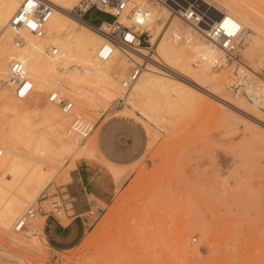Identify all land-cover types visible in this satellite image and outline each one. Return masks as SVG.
I'll list each match as a JSON object with an SVG mask.
<instances>
[{
    "label": "rangeland",
    "instance_id": "374dc122",
    "mask_svg": "<svg viewBox=\"0 0 264 264\" xmlns=\"http://www.w3.org/2000/svg\"><path fill=\"white\" fill-rule=\"evenodd\" d=\"M144 1L151 8L162 9L153 0ZM206 1L212 8L226 10L222 1L227 0ZM247 3L264 27V0ZM85 18L93 24L111 20L95 10H90ZM174 19L183 29H190ZM243 26L251 30L250 25ZM240 59L252 89H264V31L261 35L250 31ZM116 63L111 66V73L119 85L135 65ZM226 65L227 79L231 76L226 79L231 82L226 87H219L212 78L204 81L198 71L190 75L199 76L205 89L188 95L183 103H178L177 110L157 106L152 111L146 108L147 112L142 97L134 99L136 109L128 102L115 106L118 98L106 107L88 108L75 102L71 94L63 93L73 101L77 112L95 123L88 137L84 140L77 137L78 145L89 141L92 149L74 157L57 158L39 156L18 144L21 153L51 165L41 166L51 172V177L25 210L45 206L42 201L47 197H58L67 203V212L71 214L66 184L73 162L79 157L103 159L95 138L113 114L133 118L145 147L128 168L132 175L111 204L98 214L92 209L95 216L89 217L90 229L77 245L60 249L47 242L43 234L46 217L37 212L34 219L39 217L40 224L34 232L36 239L29 237L26 230L14 234L12 229L7 232L0 227V256L11 259L8 261L12 264H264V106L255 100L248 102L235 91L232 81L239 65ZM5 88L9 99L28 114L31 123H38L39 118L25 107L34 109L37 98L39 106L45 105L51 91L34 88V94L21 103L8 86ZM168 93L175 98L171 90ZM158 99L161 104L162 99ZM244 100L257 110L241 103ZM8 117L0 111V127L6 125ZM71 121L72 118L65 130L70 128ZM45 136L50 145L58 146L56 136L49 132ZM3 148L0 144L4 151ZM109 166L115 178L124 173V169ZM59 217L63 225L69 222L64 214ZM9 235H20L21 244H12Z\"/></svg>",
    "mask_w": 264,
    "mask_h": 264
},
{
    "label": "bare ground",
    "instance_id": "6f19581e",
    "mask_svg": "<svg viewBox=\"0 0 264 264\" xmlns=\"http://www.w3.org/2000/svg\"><path fill=\"white\" fill-rule=\"evenodd\" d=\"M22 1L0 0V88H2L0 111L9 115L6 125L0 127V144L4 147V151L0 149L2 151L0 156V227L7 232L11 231L14 222L22 216L23 211L27 210L28 207L25 210V206L33 201L35 195L45 187L51 177V172L44 171L41 167L42 165L51 167V165L36 157L21 153L16 147L18 144L39 156L57 158L67 155L74 157L77 153L83 154L92 149L89 141L80 146L78 138L70 132V128L65 130L72 116L63 114L55 104L47 101L45 105L39 106V98H37L34 109L29 110L25 107L32 115L39 118V122L33 124L28 114L21 111L16 103L9 99L5 86H8L7 65L11 58H16L26 64L33 88H41L43 92L58 91L71 94L75 102L88 108H95L98 105L106 107L114 98H120L123 92L121 81L125 78H121L118 85L111 73V66L118 61L127 66L134 64L140 68V76L126 98L130 107L135 106V109L134 99L142 97L141 99L145 102L141 104L145 109L150 108L149 110L152 111V107L158 106L167 111L174 110L178 103H183L182 101L188 95H193L194 91L200 92V89L204 88V82L199 79V76L198 78L190 76L197 71L201 74V78H205L204 81L212 78L219 87H226L231 83L226 81V74L229 71L224 70L227 66L224 62L219 68H215V64L222 59L221 50L213 44L200 41L197 35L201 36L194 28L186 25L190 29H183L174 18L179 19L157 0L153 1L162 9L155 6L151 8V5L144 0H133L134 4L150 9L149 24L144 30L148 34L150 46L140 47L126 54L115 50L113 56L105 62L100 61L96 56L104 42L103 36L68 13L78 0H51L54 4V11L47 23L44 38L37 39L30 32L20 30L19 34L23 39V44L16 48L11 42L10 21ZM201 1L210 4L206 0ZM247 1H222L226 10L219 7L216 10L224 14L222 19L228 32H234L239 26L248 24L252 31L261 35L264 31L262 22L257 19ZM120 21L124 25L131 23L125 18H120ZM51 47L58 50L57 55L49 54L48 50ZM241 68L239 65L236 74L248 81L247 71H242ZM169 90L173 92L175 98L169 95ZM254 93L261 95L259 101L255 100L256 103L264 106V89H256ZM158 98L162 99L161 104L157 102ZM18 101L23 103V100ZM241 103H245L252 110L253 108L257 110V107L245 100ZM141 104L140 107H142ZM39 107L41 109H38ZM140 111L144 118L147 117L150 120L144 111ZM46 132L57 137L58 146L55 147L48 143ZM33 189H36L34 193H32ZM39 219V217L37 220L33 218L27 225L26 232L29 237L32 236V239H36L34 232L40 224ZM19 236L9 235L8 240L15 245L21 244ZM0 257L3 258L1 264H12L9 263L11 259L8 258V261L4 256Z\"/></svg>",
    "mask_w": 264,
    "mask_h": 264
},
{
    "label": "built area",
    "instance_id": "2783aa9c",
    "mask_svg": "<svg viewBox=\"0 0 264 264\" xmlns=\"http://www.w3.org/2000/svg\"><path fill=\"white\" fill-rule=\"evenodd\" d=\"M165 6L181 22L194 28L206 42L217 46L222 52V59L215 64L219 68L222 63L229 65H242L240 52L245 45L250 31L243 26H239L234 32H228L224 27V14L203 3L201 0H157ZM90 10L100 11L111 18V21H103L93 24L86 20L85 16ZM54 11V4L51 0H23L19 9L10 21L12 30L11 42L19 48L23 44V39L19 34L20 30H26L37 39L45 36L48 21ZM79 22L94 28L104 38L103 44L96 53L97 58L105 62L109 60L115 50L122 54L134 52L140 47L149 46L147 32L144 31L149 24L150 9L146 6L134 4L133 0H78L74 7L68 12ZM120 18L129 19L131 23L124 25ZM105 25V27H104ZM104 27V28H103ZM51 56H55L58 50L51 47L48 50ZM8 87L12 96L17 100H27L34 92L33 83L29 78L26 64L16 58H11L7 65ZM140 76L139 66H134L121 81L123 94L115 100V106L126 103L128 92ZM235 91L248 102L259 101V96L252 92L253 85L238 76L233 75ZM46 100L55 104L65 115H72L70 132L76 137L84 140L94 130L95 123L77 112L73 101L63 93L52 91L48 93ZM2 151L0 150V156ZM42 202L45 206L34 208L30 206L13 224L12 232L19 234L27 230L28 223L35 218L37 212L48 216L52 215L60 218L64 214L66 204L58 197H47ZM89 216H95L93 211L88 212ZM3 258L0 257V264Z\"/></svg>",
    "mask_w": 264,
    "mask_h": 264
},
{
    "label": "crops",
    "instance_id": "0c3cea01",
    "mask_svg": "<svg viewBox=\"0 0 264 264\" xmlns=\"http://www.w3.org/2000/svg\"><path fill=\"white\" fill-rule=\"evenodd\" d=\"M141 134L133 118L128 116L113 114L103 123L95 138L103 159L79 157L74 160L66 184L71 214L65 211L64 215L69 222L63 225L59 218L45 216L43 234L47 242L60 249L80 242L91 226L88 212L95 208L98 214L109 206L132 175L128 168L145 147ZM109 165L124 169V173L115 178Z\"/></svg>",
    "mask_w": 264,
    "mask_h": 264
}]
</instances>
